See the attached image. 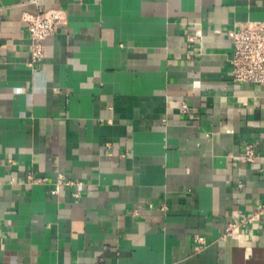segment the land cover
Here are the masks:
<instances>
[{"label": "crops", "instance_id": "crops-1", "mask_svg": "<svg viewBox=\"0 0 264 264\" xmlns=\"http://www.w3.org/2000/svg\"><path fill=\"white\" fill-rule=\"evenodd\" d=\"M39 6L66 21L32 65ZM259 20L264 0H0V264H264V214L225 235L264 205V84L233 80L228 36ZM59 173L78 183L54 194Z\"/></svg>", "mask_w": 264, "mask_h": 264}, {"label": "built area", "instance_id": "built-area-1", "mask_svg": "<svg viewBox=\"0 0 264 264\" xmlns=\"http://www.w3.org/2000/svg\"><path fill=\"white\" fill-rule=\"evenodd\" d=\"M22 20L26 24L27 33L30 39L31 61L33 65L45 57V39L56 32L58 26L66 21L65 11L57 8H45L39 6L37 13L25 12ZM202 29L196 28L190 41L200 43L202 40ZM228 36L232 42L230 65L232 77L235 82H245L253 84H264V21H246L238 24L228 31ZM182 109L187 110L186 102H182ZM254 146L248 144L242 156L245 161L252 162L256 159ZM29 183H47V176H40L33 171L27 174ZM78 181L59 173L53 183L52 193L59 194L65 186H72ZM166 208V205H162ZM264 214V205L256 212L231 222L225 235L234 234L242 227H249L254 224L259 215ZM200 242H204L202 237H198ZM199 248V247H198Z\"/></svg>", "mask_w": 264, "mask_h": 264}]
</instances>
